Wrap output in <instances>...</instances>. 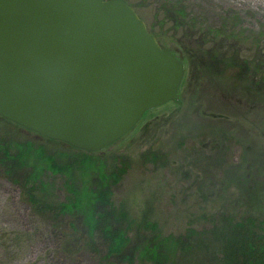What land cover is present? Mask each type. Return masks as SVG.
<instances>
[{
  "label": "rangeland",
  "instance_id": "1",
  "mask_svg": "<svg viewBox=\"0 0 264 264\" xmlns=\"http://www.w3.org/2000/svg\"><path fill=\"white\" fill-rule=\"evenodd\" d=\"M126 1L148 28L167 34L161 45L184 61L179 97L146 111L128 133L94 152L0 116V142L14 152L27 149L28 166L42 167L44 182L36 185L44 207L35 206L0 167V264H61L60 240L43 215L67 198L68 180L86 186L82 160L90 157L120 168L117 180L91 168V184L108 180L112 200L129 215H146L165 235L195 232L196 248L164 264H224L211 233L223 210L249 203L241 195L252 177L261 182L254 204L264 214V0H182L196 24L178 30L172 22L163 26L158 0ZM49 155L64 164L62 172L43 169ZM78 259L101 264L88 249Z\"/></svg>",
  "mask_w": 264,
  "mask_h": 264
},
{
  "label": "water",
  "instance_id": "2",
  "mask_svg": "<svg viewBox=\"0 0 264 264\" xmlns=\"http://www.w3.org/2000/svg\"><path fill=\"white\" fill-rule=\"evenodd\" d=\"M185 69L126 0H0V115L47 138L103 150Z\"/></svg>",
  "mask_w": 264,
  "mask_h": 264
},
{
  "label": "trees",
  "instance_id": "3",
  "mask_svg": "<svg viewBox=\"0 0 264 264\" xmlns=\"http://www.w3.org/2000/svg\"><path fill=\"white\" fill-rule=\"evenodd\" d=\"M158 1L165 14L163 26L172 22L173 28L178 30L189 26L191 22L196 24L195 19L189 17L184 6L180 5L184 4L182 0ZM149 30L160 43L164 42L167 35L165 32L157 31L154 24L149 26ZM224 58L226 61V57ZM218 59L220 57L215 54L213 61ZM198 65L201 71L205 68L203 64ZM27 153V149L14 152L0 142V167L12 182L28 194L30 203L44 207L37 194L39 186H36L39 183L44 184L41 177L42 167L35 169L28 166ZM94 160L91 157L82 160L85 163L83 170H88L90 177L86 186L79 189L75 187L74 181L68 180L67 198L52 208H45L50 209L53 214L43 216L52 223L60 240V251L65 255V258L61 257L59 260L61 264H67L66 260H70V264L78 263V256L83 249L96 254L101 264H164L174 253L191 252L194 246L196 248L197 243L192 238L195 232L187 235L185 239L181 236L165 235L156 221L146 215L137 219L129 215L123 207L116 205L112 200L108 180L101 177L100 183L97 181L91 184V168L99 176L107 175L108 170L114 180L118 179L120 171V168L118 171L110 169L105 160L95 163ZM63 168L64 164L57 162L52 155L47 157V164L43 166L44 170L53 173L62 172ZM253 176L255 177L254 173ZM251 181L252 184L243 187L241 195L242 200L249 203L238 212L231 208L228 211L223 210L217 219V224L220 221V225L216 224L211 233L212 239L220 246L224 264H264V214H260L263 211L254 204L261 182L253 177ZM254 182L259 183L256 186ZM45 209L42 211L46 212Z\"/></svg>",
  "mask_w": 264,
  "mask_h": 264
}]
</instances>
